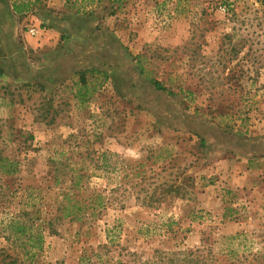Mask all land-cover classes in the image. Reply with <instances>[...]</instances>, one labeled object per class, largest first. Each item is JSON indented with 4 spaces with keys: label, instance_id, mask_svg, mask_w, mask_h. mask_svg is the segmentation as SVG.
Here are the masks:
<instances>
[{
    "label": "rangeland",
    "instance_id": "rangeland-1",
    "mask_svg": "<svg viewBox=\"0 0 264 264\" xmlns=\"http://www.w3.org/2000/svg\"><path fill=\"white\" fill-rule=\"evenodd\" d=\"M68 1L19 31L1 10L0 164L17 170H0V264H264V154L243 153L264 149V0ZM92 67L109 78L80 107L66 85ZM66 192L102 205L71 220Z\"/></svg>",
    "mask_w": 264,
    "mask_h": 264
},
{
    "label": "trees",
    "instance_id": "trees-1",
    "mask_svg": "<svg viewBox=\"0 0 264 264\" xmlns=\"http://www.w3.org/2000/svg\"><path fill=\"white\" fill-rule=\"evenodd\" d=\"M12 1V8L14 13L18 15H22L24 13H27L29 11H32L36 9V7L40 4H43L45 0H11ZM103 0H79L72 2V0H69L67 2L68 6H75L76 13H91L92 10H88L87 7L89 5L99 4ZM112 4L118 3L120 4L124 0H110ZM91 6V7H92ZM140 62V68L143 73L146 72V69L143 65V62L139 60ZM4 72V69L2 66H0V74ZM90 75V77H89ZM78 78L76 79L75 77ZM109 78V73L105 70H102L97 67L92 68H86L83 70L78 71L75 76L71 79V85H66V87H69L71 92L73 93L74 99L77 101L80 107H85L87 103L96 95V93L101 89L104 82ZM152 83L156 86L158 89H164L166 90V86L164 83L155 78H150ZM17 162H7V163H1L0 164V170L5 172L6 174H12L16 172L17 170ZM73 177V187H80L81 179L83 176H80V174H74ZM64 198L66 199V202L62 201V203L58 207V211L62 213V216H69L71 220H82L85 215L88 213L90 215H94L97 211L98 205H102L101 201V195L96 194L93 192L91 196L89 197V201L86 202L81 199V197L77 195L69 196V194L66 192ZM68 198V199H67ZM89 211V212H88ZM12 226H15V232L19 234H25L27 233L26 229L27 226L24 224H20L17 222H13ZM39 240L42 241V235L38 234ZM30 240H34L35 236L32 234H29ZM40 242V241H39ZM39 247H42V243L38 244Z\"/></svg>",
    "mask_w": 264,
    "mask_h": 264
},
{
    "label": "crops",
    "instance_id": "crops-1",
    "mask_svg": "<svg viewBox=\"0 0 264 264\" xmlns=\"http://www.w3.org/2000/svg\"><path fill=\"white\" fill-rule=\"evenodd\" d=\"M64 1H67V0H45V2L48 3V5L52 6V7H59L58 5L63 4ZM7 6H9L8 11H10L9 15H10V18L12 21V31H19V23L21 22V20H24L27 17L32 16L33 12L35 11V9H34V10L29 11L27 13H24L22 15H18L16 13H14V11H13L11 0H0V19L2 18L1 17V10L3 8L6 9ZM12 35H14V34H12ZM4 36L9 37L7 34H5ZM241 148H243V147L241 146ZM236 149H239V148L236 147ZM258 149H260V148L256 147L255 144H249L247 147L244 148V150H248L246 153L243 152L244 156L246 157L245 161H246L248 167L251 164L253 165L255 163L253 159H255L254 157L256 155H258L259 153L264 154V149H261L260 152L257 151ZM250 160H251V162H250Z\"/></svg>",
    "mask_w": 264,
    "mask_h": 264
},
{
    "label": "built area",
    "instance_id": "built-area-1",
    "mask_svg": "<svg viewBox=\"0 0 264 264\" xmlns=\"http://www.w3.org/2000/svg\"><path fill=\"white\" fill-rule=\"evenodd\" d=\"M30 32L32 34H39L40 33V29L36 28V27H33V28H30Z\"/></svg>",
    "mask_w": 264,
    "mask_h": 264
}]
</instances>
